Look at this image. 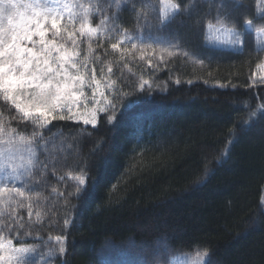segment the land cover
<instances>
[{
    "label": "trees",
    "instance_id": "16d2710c",
    "mask_svg": "<svg viewBox=\"0 0 264 264\" xmlns=\"http://www.w3.org/2000/svg\"><path fill=\"white\" fill-rule=\"evenodd\" d=\"M198 1L174 0L182 8L174 26L206 67L147 71L142 81L152 90L115 60L111 80L124 100L94 127L63 120L39 127L0 95L4 131L46 145L30 191L54 205L49 213L40 200L23 202L21 223L34 241L13 245L57 235L66 255L53 264H171L205 251V264H264V85L248 81L264 49L248 34L237 53L205 47L207 10ZM129 3L109 0L103 14L96 2L93 24L108 15L130 24ZM247 11L232 13L239 21ZM44 160H53L49 170H41Z\"/></svg>",
    "mask_w": 264,
    "mask_h": 264
},
{
    "label": "rangeland",
    "instance_id": "374dc122",
    "mask_svg": "<svg viewBox=\"0 0 264 264\" xmlns=\"http://www.w3.org/2000/svg\"><path fill=\"white\" fill-rule=\"evenodd\" d=\"M108 1L60 0L61 3L68 2L75 3L76 5H84L85 7L90 6L91 13L89 20L92 22V27L98 26L93 24L94 16L92 14V9L95 7L96 2L101 8L102 13L105 14V8L103 6ZM28 2L30 0H20L21 4ZM134 2L137 5V10H133L132 3L123 7L124 9L128 6L127 16L130 24H122L118 15H108L107 24L104 25L100 32L91 38L79 37V47L76 49L78 53L76 60L82 67L88 69L87 76L89 78L93 74V70H95L96 78L100 82V88L94 99L92 96V88L86 84L83 89L84 96L73 106V118H67V109L57 114V116H65L63 121L81 123L85 126L94 127L100 115L112 111L110 106L106 112L97 111L96 109L105 107L107 101H111L115 105V108H117L124 100V94L122 93L121 95L119 90L114 88V82L111 80V76L114 74L111 67L116 63L115 60H119L124 63L122 65L131 66L135 71H138L141 78L140 88L146 86L151 87L150 89L152 90V84L142 81L141 74H145L147 71L160 70L176 65L182 69L195 68L202 70L203 66L206 67L203 57L188 47L182 33L176 32V27L174 26L176 22L174 20L179 12L167 14L163 22H161L160 9L162 6L159 4V0H143L150 7L147 9L145 15L138 19L137 11L140 8L141 0H134ZM198 2L199 4L205 3L204 6H206L207 10L201 26V36L204 37L203 44L205 47L214 51L237 53L242 48L243 36L248 34L253 36V45L256 49H264V31L260 30L264 28V19H262L264 18V0H239L238 3L237 0H211L208 3L207 0H199ZM248 2H250V6H248ZM218 5H229L231 12L233 9H241L243 11L248 9L249 11L239 21L236 19L234 22L222 24L216 20ZM192 10L189 14L195 16V9ZM210 10L213 12L210 13ZM66 20L67 16L65 13L64 17L61 18V23H65ZM248 21L252 22L251 26L247 23ZM195 25H198V22H195ZM177 26H179V29L182 27L180 23ZM76 27L79 28L78 21L76 22ZM233 28L236 30L235 33L230 31ZM236 33L239 34V39H237ZM77 35L79 36V34ZM177 36H179V39ZM181 39H183V44L180 43ZM112 44L117 45L115 50L112 49ZM248 81L256 85H264V59L260 60L255 66ZM0 95L4 98L3 93H0ZM8 102L15 107L24 119L37 125L34 120L35 109L28 105L25 98L20 99V104L22 108L29 111L30 115L28 117H25L24 113L18 110L12 101L9 100ZM92 115L96 117L94 123L85 124L84 121L86 119L90 120ZM52 120L61 119H52L49 116L48 122L43 127L47 126ZM9 141H11V144H9ZM44 146L41 149V146L35 147L29 138L13 135V133L8 131H3L0 134V150L4 151V157L2 159L7 161L3 169H0V188L4 190L0 194V235L10 240L13 247L35 249V252L27 254L25 257L29 261V264H53L55 259L61 255L59 253L61 245L57 243V237H55L57 235L47 237V239L44 238L38 244L33 243L24 246L13 245L16 241H34L32 234H29L28 229L25 227L26 224L21 223L25 220L19 214V209L21 208V202L25 204V201L28 202L30 197L33 202L40 200L35 197L34 192L30 191V179L36 167V156L39 150L44 149ZM9 148H11L10 151ZM59 148L60 146H55L51 149V152L59 153ZM29 161H31V167L26 171ZM51 162L53 160L40 162L43 165L41 170H49L48 166ZM8 164H11L15 168V174H13V168L9 167ZM53 174L57 180L60 178L59 175ZM12 188L22 189L25 192V196L20 197L13 193L10 198L8 190ZM37 197H41V194H38ZM40 201L42 202L44 212L51 213V207L54 206L53 203L48 199ZM262 206L264 207V202H262ZM50 251L53 253L52 255H49ZM196 254L179 255L173 259L171 264H188L189 259H194ZM205 262L206 257H204L203 264ZM0 264H3V262H0Z\"/></svg>",
    "mask_w": 264,
    "mask_h": 264
},
{
    "label": "snow or ice",
    "instance_id": "6c2138e0",
    "mask_svg": "<svg viewBox=\"0 0 264 264\" xmlns=\"http://www.w3.org/2000/svg\"><path fill=\"white\" fill-rule=\"evenodd\" d=\"M126 2H131L133 10H137L134 0H126ZM159 4L162 6L161 22L167 14L182 11L180 3L174 0H159ZM116 6L120 7L119 2ZM149 7L150 5L141 0L137 11L138 19L145 15ZM217 7L218 23L235 21L229 5ZM65 13L67 20L61 23ZM90 13V6L61 3L60 0H30L25 4H21L20 0H0V93H3L6 101H12L16 108L28 117L29 111L20 104V99L25 98L28 105L35 109L34 120L39 127H43L48 122L49 116L52 119H65L64 115L57 116L65 109L68 113L67 118L72 119L73 106L84 96L83 89L86 84L92 88L94 99L97 95L100 82L96 78L95 70L89 78L88 69L82 67L76 60L79 37L91 38L107 24L105 18L99 21L97 27H92V22L89 20ZM77 21L79 28L76 27ZM247 23L251 26L252 22ZM260 30L264 31V28ZM230 31L236 32L235 28ZM236 35L239 39V34ZM111 47L115 50L117 45L112 44ZM109 106L114 112L115 105L111 101H107L105 107L96 110L106 112ZM95 119V115H92L91 119H86L84 123H94ZM108 120L111 123L113 116H109ZM3 131L4 129L0 127V134ZM3 157L4 151L0 150V169H3L4 164L7 163L2 159ZM8 166L13 168L15 174V168L11 164ZM30 167L31 161L26 171ZM79 183L84 184V180H79ZM3 191L0 188V194ZM13 193L20 197L25 196V192L19 188L8 190L10 198ZM20 206L23 207L22 202ZM57 243L61 245L59 253L66 255L63 241L59 237ZM35 251L32 248L13 247L10 240L0 235V262L3 264H29L25 257ZM52 254L50 251L49 255ZM207 255L206 251L198 252L194 259H189L188 264H203Z\"/></svg>",
    "mask_w": 264,
    "mask_h": 264
}]
</instances>
